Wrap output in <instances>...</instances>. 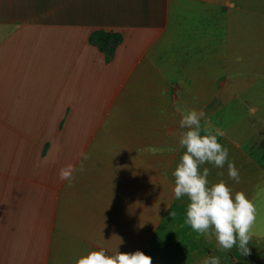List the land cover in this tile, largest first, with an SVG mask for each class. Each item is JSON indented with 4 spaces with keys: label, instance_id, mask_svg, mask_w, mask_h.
Listing matches in <instances>:
<instances>
[{
    "label": "crops",
    "instance_id": "obj_1",
    "mask_svg": "<svg viewBox=\"0 0 264 264\" xmlns=\"http://www.w3.org/2000/svg\"><path fill=\"white\" fill-rule=\"evenodd\" d=\"M193 109L228 149L223 168L201 166L208 180L257 209L248 255L194 232L188 198L174 199L179 121ZM0 135V149L39 158L13 179H37L45 207L32 220L0 204V264H75L100 247L151 256L165 227L166 264L259 261L264 0H0Z\"/></svg>",
    "mask_w": 264,
    "mask_h": 264
},
{
    "label": "clouds",
    "instance_id": "obj_2",
    "mask_svg": "<svg viewBox=\"0 0 264 264\" xmlns=\"http://www.w3.org/2000/svg\"><path fill=\"white\" fill-rule=\"evenodd\" d=\"M204 117L203 110L198 112L195 109L181 115L179 125L186 131L182 133L179 144L185 151L172 172L175 178L174 199L188 198L184 222L194 232L206 239L215 238L221 250L236 246L242 255H248L257 209L245 193L233 192L224 180L211 183L208 180L209 169H201L205 163L223 168L228 161V149L218 142V137L224 135L223 131L216 129L202 134L201 120ZM81 155L83 160L88 159L86 153ZM80 171H83V163L79 167L69 164L60 169L59 178L70 185L74 174ZM228 176L239 182V170L234 163H228ZM75 264H152V257L140 250L122 253L117 249L109 253L100 247L79 256ZM200 264H220V258L210 256Z\"/></svg>",
    "mask_w": 264,
    "mask_h": 264
},
{
    "label": "rangeland",
    "instance_id": "obj_3",
    "mask_svg": "<svg viewBox=\"0 0 264 264\" xmlns=\"http://www.w3.org/2000/svg\"><path fill=\"white\" fill-rule=\"evenodd\" d=\"M5 137L7 136L0 135V139H4ZM7 143L0 141V147H5ZM39 162L40 160L37 157L24 156L22 149L18 152L8 151L5 148L0 149V204L4 203V206H1V208L5 211L9 208V212H14L16 217L30 215L32 220L38 218L40 212L45 210V207L43 205L41 207L40 205L43 202L42 189H40L38 183H34L37 182V179L31 178L24 181L13 179V177L17 176L15 173L21 171L22 168L35 166ZM9 172H14V175L11 174L9 176ZM6 204H9V206ZM166 233V227L160 230L157 245L154 247L155 251L158 250V252L155 255L153 254L154 256L150 254L154 258L153 264H166ZM251 264H257V262Z\"/></svg>",
    "mask_w": 264,
    "mask_h": 264
},
{
    "label": "trees",
    "instance_id": "obj_4",
    "mask_svg": "<svg viewBox=\"0 0 264 264\" xmlns=\"http://www.w3.org/2000/svg\"><path fill=\"white\" fill-rule=\"evenodd\" d=\"M238 264H244V263H238ZM257 264H264V256L259 261H257Z\"/></svg>",
    "mask_w": 264,
    "mask_h": 264
}]
</instances>
